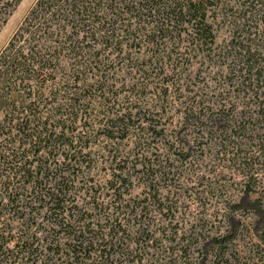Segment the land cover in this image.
<instances>
[{
	"label": "trees",
	"instance_id": "1",
	"mask_svg": "<svg viewBox=\"0 0 264 264\" xmlns=\"http://www.w3.org/2000/svg\"><path fill=\"white\" fill-rule=\"evenodd\" d=\"M221 1L36 0L0 52V264H264V47L230 68L251 95H189L199 67H214ZM20 2L0 0V31ZM176 105L191 137L152 141L166 129L135 110ZM198 136L240 178L224 229L187 237L206 257H136L156 248L171 209L153 184L163 163H189ZM98 162L112 177L107 203L89 179L79 185ZM136 173L144 199L122 189ZM83 189L100 217L80 205Z\"/></svg>",
	"mask_w": 264,
	"mask_h": 264
},
{
	"label": "rangeland",
	"instance_id": "2",
	"mask_svg": "<svg viewBox=\"0 0 264 264\" xmlns=\"http://www.w3.org/2000/svg\"><path fill=\"white\" fill-rule=\"evenodd\" d=\"M35 2L36 0H21L9 16L0 31V52ZM216 13V56L211 63L214 67L212 70L206 65L199 67V70L202 69L204 72L190 83L192 92L189 95L196 94L204 97L206 95H251L247 94V88L242 86L243 84L239 85L240 81L229 79L232 75L230 68L245 67L249 55L252 52L258 53L257 49H263L264 36H261V34L264 27V0H222ZM253 58L252 63L256 60L255 58L259 59L260 62L263 56L256 55ZM120 81L123 82V80ZM121 88L126 91L128 85ZM182 109L183 107L176 105L170 111L168 108L163 111L154 106L143 108L140 112H138V109L134 110L137 113L136 118L150 117L153 119V125H158V130L161 127L166 129L164 133L151 138L156 143L161 141L166 144L168 142L172 143L176 139L186 142V139L191 137V127H186V124L182 122V116L184 115ZM198 137L196 144L189 143L192 155L189 163L181 165V162L172 160L163 163L161 167L163 171L158 173L156 182L154 181L153 184L159 188L160 193L164 196V202L171 209L168 211L167 209L163 210L161 214H158L161 223L155 227L158 229L156 235H159L161 240L154 242L156 248H150L149 244H146V249H141L136 257H206L202 254V251L195 249L196 247L201 248V245L188 243L187 237H194L198 231H203L204 235H214L215 232L224 229L223 207L226 202L228 203L234 198L232 195L242 193V186L238 183L240 178L237 177L230 164L225 163L221 156L215 155L214 150H205L202 153L197 144L202 139L206 141V138ZM154 142L151 143L154 144ZM97 145L94 149L95 159H98L103 153ZM153 151L160 152L161 150L155 148ZM164 165L167 166L164 167ZM260 167L263 169L261 170L263 173L264 166L260 165ZM107 168L105 164L98 162L88 178L85 181L81 180L79 183L83 187L89 179L88 184H92L90 193L97 194L100 196L101 201H106L105 203L113 199V190L109 188L111 182H108L112 177L109 175L110 170ZM132 173H135L134 170ZM136 175L137 173L131 178L132 184L124 186L122 189L126 193L125 197L132 196V198L144 199L149 188L145 186V179L141 176L138 178ZM81 191L80 205L86 206V209L93 216H96L94 219L100 217L98 210H91V204L89 203L91 196H87L84 189ZM128 191H130V195L127 194ZM177 230L179 236L183 234L182 236L186 238V240L181 239L183 241L181 243L171 241ZM185 244L191 245L192 254L190 256L184 255V253L177 255L175 252L172 255L169 254L177 247L186 246ZM193 251L195 252L193 253Z\"/></svg>",
	"mask_w": 264,
	"mask_h": 264
}]
</instances>
